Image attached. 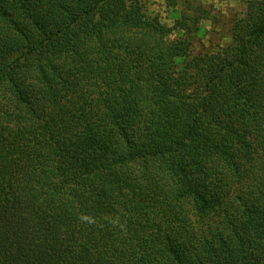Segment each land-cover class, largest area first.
Segmentation results:
<instances>
[{"label": "trees", "instance_id": "obj_1", "mask_svg": "<svg viewBox=\"0 0 264 264\" xmlns=\"http://www.w3.org/2000/svg\"><path fill=\"white\" fill-rule=\"evenodd\" d=\"M142 17L0 0V264L260 259L264 0L195 54Z\"/></svg>", "mask_w": 264, "mask_h": 264}, {"label": "rangeland", "instance_id": "obj_2", "mask_svg": "<svg viewBox=\"0 0 264 264\" xmlns=\"http://www.w3.org/2000/svg\"><path fill=\"white\" fill-rule=\"evenodd\" d=\"M141 1L143 4L141 22H145L150 17H158L161 23L172 28L178 18L179 23L184 27L191 26L194 33L191 35L190 44L186 43L184 48L190 49L195 54L208 46L210 38L216 44L223 45L227 42L224 36L235 22L244 17L248 0ZM171 10L176 12V17L171 15ZM259 256L257 264H264V249L259 251Z\"/></svg>", "mask_w": 264, "mask_h": 264}]
</instances>
